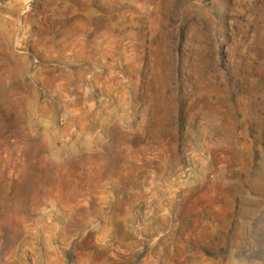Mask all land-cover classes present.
Here are the masks:
<instances>
[{
	"label": "rangeland",
	"instance_id": "374dc122",
	"mask_svg": "<svg viewBox=\"0 0 264 264\" xmlns=\"http://www.w3.org/2000/svg\"><path fill=\"white\" fill-rule=\"evenodd\" d=\"M0 264H264V0H0Z\"/></svg>",
	"mask_w": 264,
	"mask_h": 264
}]
</instances>
